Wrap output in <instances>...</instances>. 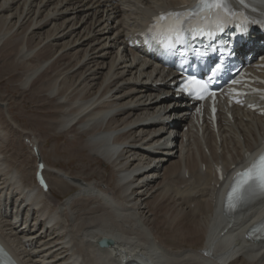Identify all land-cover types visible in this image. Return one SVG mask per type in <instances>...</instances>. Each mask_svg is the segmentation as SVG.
<instances>
[{"label": "bare ground", "instance_id": "obj_1", "mask_svg": "<svg viewBox=\"0 0 264 264\" xmlns=\"http://www.w3.org/2000/svg\"><path fill=\"white\" fill-rule=\"evenodd\" d=\"M192 3L0 0V53L24 68L21 88L51 104L39 126L77 144L70 156L85 150L110 166L104 179L70 175L43 160L42 135L26 132L53 179L43 192L28 177L37 166L12 167L0 146V241L21 264H264V242L246 237L264 200L236 215L221 208L230 173L264 146V116L237 108L199 137L173 72L128 45L159 10ZM7 119L0 102L1 131ZM60 186L77 189L59 200Z\"/></svg>", "mask_w": 264, "mask_h": 264}, {"label": "rangeland", "instance_id": "obj_2", "mask_svg": "<svg viewBox=\"0 0 264 264\" xmlns=\"http://www.w3.org/2000/svg\"><path fill=\"white\" fill-rule=\"evenodd\" d=\"M1 27L2 24L0 23V28ZM22 69L24 70V68L18 67L15 71L14 65L7 60L5 54L0 53V102L6 103L10 116V121L8 119L6 120L3 131L0 130V137L2 135L1 138H6V141L0 146L4 145L2 146L4 149L3 151L6 155L8 153L7 157L9 156L10 165L17 169L26 168L30 171L33 170L34 165L37 164L38 158L31 153L30 146L24 141V136L28 135V133H36V135L39 133L42 135L40 139V149L43 160L46 161L49 166H55L70 175H75L87 181L90 179L98 180L106 178L110 166L103 159L96 157L95 160H88L85 150L81 151V153L79 152V155L70 156L69 151L73 147H77V144L70 143L63 135L52 137V131L49 128L39 126V121L37 122V119H40L41 122L49 119L52 111L50 112L47 108H49L51 104L46 102L36 103L33 100L35 98L34 95L28 91H24L20 87L16 81L18 80L19 71ZM39 138L40 136L38 139ZM44 174L48 185H52L53 179L45 172ZM34 175L35 174L31 173L30 176H28L31 181H34ZM60 188H53L55 199L62 200V198L77 189L74 186H69L68 188L60 186Z\"/></svg>", "mask_w": 264, "mask_h": 264}, {"label": "snow or ice", "instance_id": "obj_3", "mask_svg": "<svg viewBox=\"0 0 264 264\" xmlns=\"http://www.w3.org/2000/svg\"><path fill=\"white\" fill-rule=\"evenodd\" d=\"M218 6V5H217ZM262 161H264V157H261L260 158ZM259 179H260V187L261 188H264V174H261L260 175V177H259Z\"/></svg>", "mask_w": 264, "mask_h": 264}, {"label": "water", "instance_id": "obj_4", "mask_svg": "<svg viewBox=\"0 0 264 264\" xmlns=\"http://www.w3.org/2000/svg\"><path fill=\"white\" fill-rule=\"evenodd\" d=\"M103 241L105 242V239H103ZM107 242L110 243V241H107ZM100 244H101L102 246L106 245V243H103L102 241H100Z\"/></svg>", "mask_w": 264, "mask_h": 264}]
</instances>
